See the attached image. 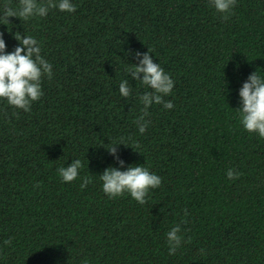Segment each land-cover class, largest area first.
Instances as JSON below:
<instances>
[{
  "label": "trees",
  "instance_id": "obj_1",
  "mask_svg": "<svg viewBox=\"0 0 264 264\" xmlns=\"http://www.w3.org/2000/svg\"><path fill=\"white\" fill-rule=\"evenodd\" d=\"M71 2L75 12L0 19L6 52L17 32L32 36L53 71L31 111L0 99V264H264V139L238 110L243 83L264 78V0H236L227 20L210 0ZM5 4L19 8L0 0V16ZM144 53L174 80L163 97L174 107L151 105L140 134L138 97L152 89L126 70ZM118 143L119 160L107 150ZM75 159L84 189L57 172ZM141 165L162 178L145 204L103 192L105 169Z\"/></svg>",
  "mask_w": 264,
  "mask_h": 264
},
{
  "label": "clouds",
  "instance_id": "obj_2",
  "mask_svg": "<svg viewBox=\"0 0 264 264\" xmlns=\"http://www.w3.org/2000/svg\"><path fill=\"white\" fill-rule=\"evenodd\" d=\"M214 9L222 14V18L227 20L232 15V9L236 5V0H210ZM59 9L61 12H75L76 6L71 0H19V8L13 9L4 5L3 15L8 23L9 17H18L25 21L33 17H45L50 9ZM19 41V46L14 51L6 52V44L3 34L0 33V99L6 100L8 105L21 109L24 112L31 111V104L38 101L43 92L41 89V80L47 77L49 80L53 77L52 65L41 55V47L38 41L29 35H21L19 32L14 37ZM148 53H152L148 49ZM144 53L140 59L139 65L126 70L131 74L134 80H139L142 85L150 87L152 91H147L138 97L143 105L141 114L135 119L140 134L145 133L150 121L145 119L150 115L148 109L151 105L162 104L165 109L174 107L172 101H165L164 96L170 95L174 88V80L167 74L164 69L154 63L152 57ZM139 58L140 53L136 54ZM142 75V79H141ZM119 93L122 97L128 98L131 94L128 79L119 83ZM242 107L239 108V121L244 130L249 133L258 134L264 139V78L252 73L246 82L243 83L239 90ZM124 143L112 144L107 148L110 154L116 156L117 145ZM119 160V157L116 156ZM121 167L124 162L119 161ZM83 168L80 159H75L68 166H62L57 169L59 177L65 183H70L79 177V170ZM226 176L229 180L239 179L241 173L233 168H228ZM102 181V190L109 198H116L128 193L132 199L143 205L147 202L146 197L150 189L158 188L162 183V178L144 166H130L127 170L121 171L117 168L109 167L99 176ZM81 179L80 187L84 189L92 182L90 176H84ZM39 188L40 185L36 184ZM185 216L188 215L184 210ZM181 227L179 224L172 227L166 233L169 255H175L177 249L182 244ZM5 245L11 244V240H5ZM201 248V254H204ZM85 264H88L85 261Z\"/></svg>",
  "mask_w": 264,
  "mask_h": 264
}]
</instances>
